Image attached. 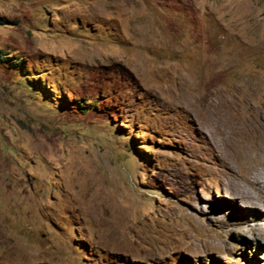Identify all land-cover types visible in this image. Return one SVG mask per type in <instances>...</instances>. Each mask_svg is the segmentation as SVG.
Instances as JSON below:
<instances>
[{
    "label": "rangeland",
    "instance_id": "obj_1",
    "mask_svg": "<svg viewBox=\"0 0 264 264\" xmlns=\"http://www.w3.org/2000/svg\"><path fill=\"white\" fill-rule=\"evenodd\" d=\"M0 17V264H264V161L241 179L264 160V0ZM208 109L257 137L234 152Z\"/></svg>",
    "mask_w": 264,
    "mask_h": 264
},
{
    "label": "bare ground",
    "instance_id": "obj_2",
    "mask_svg": "<svg viewBox=\"0 0 264 264\" xmlns=\"http://www.w3.org/2000/svg\"><path fill=\"white\" fill-rule=\"evenodd\" d=\"M207 112H208V115H209V116L208 115L207 116H208V118L210 117V119H211L212 115H214V114L217 115V116L220 115L218 113L219 111L218 112L217 111H212V112L209 113V109H208ZM211 121H212L211 124L214 125L213 128L215 129V131L219 135L220 134L222 135L223 141L225 143H227V145H229L233 149V151H234V149L236 150L235 146H237V144H238L237 141H236L237 138L257 137L255 135L254 129L251 127V125L249 126L243 120L238 119V117H237V119H234V117L230 113V111L226 112V114L223 115V119H221V117H214L213 119H211ZM211 132L214 133L213 131H211ZM253 161H255V160H253ZM253 161L251 163H249V162L245 163V167H244L245 171H244L241 179L244 180V182L247 183L248 185H256L258 183L260 185V181H258V179L255 176L251 175L249 169H251V167L254 166V165L262 163L264 160L256 158V161L255 162H253Z\"/></svg>",
    "mask_w": 264,
    "mask_h": 264
},
{
    "label": "trees",
    "instance_id": "obj_3",
    "mask_svg": "<svg viewBox=\"0 0 264 264\" xmlns=\"http://www.w3.org/2000/svg\"><path fill=\"white\" fill-rule=\"evenodd\" d=\"M8 21L6 20V18H4V17H0V25H2V24H6ZM10 61V57H8L7 55H6V53L2 50V49H0V65L1 64H5V63H7V62H9ZM20 63H14L13 65H12V67H15V68H17L18 67V69L20 70V67H22V66H20L19 65Z\"/></svg>",
    "mask_w": 264,
    "mask_h": 264
}]
</instances>
